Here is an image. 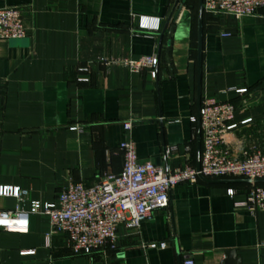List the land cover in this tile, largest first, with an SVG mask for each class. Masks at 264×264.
Segmentation results:
<instances>
[{"label":"crops","instance_id":"crops-1","mask_svg":"<svg viewBox=\"0 0 264 264\" xmlns=\"http://www.w3.org/2000/svg\"><path fill=\"white\" fill-rule=\"evenodd\" d=\"M175 2L0 0V8L25 7V37L0 40V186L53 203L71 182L89 187L120 173L124 141L139 163L196 168L197 122L189 118L205 97L236 107L231 155L264 147V9L240 19L203 13L198 79V0H179L171 35L168 27L162 35ZM140 18L158 21V31H139ZM143 56L156 57L155 79L148 69L102 62ZM229 180L237 182L176 186L166 210L139 228L120 227L114 249L90 256L72 255L64 234L30 215L26 234L0 229V264H264V211L242 205L253 183L211 181ZM17 205L0 197L1 211ZM20 207L28 211L29 202ZM162 242L165 249L144 247Z\"/></svg>","mask_w":264,"mask_h":264},{"label":"built area","instance_id":"built-area-1","mask_svg":"<svg viewBox=\"0 0 264 264\" xmlns=\"http://www.w3.org/2000/svg\"><path fill=\"white\" fill-rule=\"evenodd\" d=\"M203 13L207 15H231L236 19L255 16L264 9V0H202ZM25 7L0 8V40H18L25 37L23 18ZM139 31H158L159 23L140 18ZM106 66H118L131 73L148 69L155 79V56H143L137 60L115 58L102 61ZM243 95L245 89H236ZM236 107L229 102L203 98L199 109L201 150L199 169L190 166L170 170L150 162L139 163L132 141L119 145L122 170L118 174H104L97 183L86 187L81 182H71L56 196L53 203L42 204L28 199V191L19 187L0 186V197H12L18 205L12 211L0 210V229L10 233L26 234L30 215L45 216L52 233L66 236V244L72 255L90 256L106 248L114 249L120 227L139 228L155 211L168 208L169 193L178 185L196 183L205 179L264 180V147H252L242 157L231 155L230 136L237 129L234 121ZM191 123L197 118L190 117ZM248 120L240 124L247 123ZM75 129V128H73ZM131 129V121L123 123V130ZM171 147L167 154L175 150ZM233 190L227 195L232 196ZM29 202L28 211L20 204ZM250 214L264 211V186L252 184L242 203ZM150 249H165L166 244L150 243ZM25 252L22 254H31ZM182 264H193L185 259Z\"/></svg>","mask_w":264,"mask_h":264},{"label":"water","instance_id":"water-1","mask_svg":"<svg viewBox=\"0 0 264 264\" xmlns=\"http://www.w3.org/2000/svg\"><path fill=\"white\" fill-rule=\"evenodd\" d=\"M179 0H176L175 5L171 11V13L169 14L167 20H166V24H165V28L162 32V35L164 34L166 28L168 27V36L171 35V31L173 28V25H169L170 24V20L171 17L173 15V12L178 4ZM202 16H203V6H202V0H198V38H197V60H198V79L200 78V73H201V49H202ZM161 35V36H162ZM168 51L169 48H166V60L168 61ZM199 109L200 107H198V112H197V154L198 156L200 155V144H201V130H200V122H199ZM196 169H199V162L196 166ZM201 180L207 182V183H218V182H226V183H233V182H237V181H211L208 179H205L203 177H199ZM241 182H246V183H253V184H264V180H255L253 182H251L250 180H245V181H241ZM233 252L228 251L226 252V255L229 257L230 255H232Z\"/></svg>","mask_w":264,"mask_h":264},{"label":"trees","instance_id":"trees-1","mask_svg":"<svg viewBox=\"0 0 264 264\" xmlns=\"http://www.w3.org/2000/svg\"><path fill=\"white\" fill-rule=\"evenodd\" d=\"M262 186H264V184H262Z\"/></svg>","mask_w":264,"mask_h":264}]
</instances>
